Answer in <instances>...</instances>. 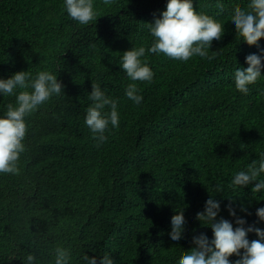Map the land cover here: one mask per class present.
<instances>
[{"label": "trees", "instance_id": "1", "mask_svg": "<svg viewBox=\"0 0 264 264\" xmlns=\"http://www.w3.org/2000/svg\"><path fill=\"white\" fill-rule=\"evenodd\" d=\"M248 2L193 0L224 33L212 44L217 59L146 54L154 78L134 82L144 97L137 106L125 96L133 81L118 63L134 46H150L146 23L166 10L167 0L110 6L95 0L97 18L89 25L69 18L63 0H0V78L51 70L64 85L25 118L20 174H0V264H23L28 253L39 264H54L50 252L57 245L71 250L70 264H80L84 253L110 254L115 264H178L195 246L193 236L212 238V229L196 219L210 195L234 227L229 203L246 227L264 229L256 216L264 193L253 194L256 182L229 186L235 172L264 152V76L248 95L234 83V69L264 49V37L259 47L249 45L231 26L234 11ZM93 82L118 100L120 117L100 146L84 123ZM14 101L0 96V114ZM180 215L188 225L185 239L172 246L171 221ZM248 239L259 237L252 232Z\"/></svg>", "mask_w": 264, "mask_h": 264}, {"label": "clouds", "instance_id": "2", "mask_svg": "<svg viewBox=\"0 0 264 264\" xmlns=\"http://www.w3.org/2000/svg\"><path fill=\"white\" fill-rule=\"evenodd\" d=\"M112 2L102 0L105 6H110ZM63 7L68 17L80 25H89L97 18L95 0H63ZM216 7L217 12L222 14L223 8L219 5ZM230 22L236 36L242 38L241 41L259 47L258 42L264 37V0H249L246 8L234 11ZM146 25L153 38L150 46H134L123 52L118 63L127 78L133 81L126 85L125 96L137 106L142 104L144 97L134 82L151 83L154 78L146 54L163 53L173 60L183 62L195 56L201 61L212 63L219 55L212 50V44L219 43L224 35L218 23L193 6V0H167L166 10L154 23ZM209 51L213 53L211 57L207 54ZM262 61L264 49H260V54L246 56L247 67L234 69L235 89L238 92L248 95L249 86L264 76ZM63 91V82L51 70H38L35 75L29 71H19L7 79L0 78V96L15 97L14 103H8L6 111L0 114V174H20L18 161L25 151L24 139L27 133L25 118L53 95L59 96ZM259 95L264 96V90L259 91ZM87 98L91 103L85 109L84 123L97 146H100L108 139L105 133L120 126L118 100L94 82ZM258 157L245 169L233 174L230 187H245L256 182L252 187L253 194L264 193V179H258L264 174V152H260ZM215 190L217 193L224 191L220 184L215 185ZM227 210L235 220V227L232 221L220 216L221 203L210 195L204 210L197 212L196 219L212 229V238L204 233L193 236L195 246L178 260V264H264V229L255 225L246 227V219L237 215L232 203L227 205ZM240 210L247 212L244 206ZM256 216L264 221V207L257 208ZM170 227L171 245L181 246L188 227L183 215L174 218ZM252 232L259 239L250 242L248 234ZM50 254L54 264H70L72 253L69 248L57 245ZM233 254L238 259L230 260ZM22 260L23 264H39L35 253H28ZM80 264H115V260L110 254L90 257L84 253L80 256Z\"/></svg>", "mask_w": 264, "mask_h": 264}]
</instances>
